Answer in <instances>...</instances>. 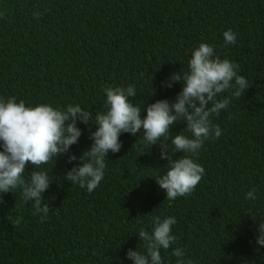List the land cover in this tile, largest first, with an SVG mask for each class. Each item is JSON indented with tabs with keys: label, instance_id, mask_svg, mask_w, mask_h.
I'll return each instance as SVG.
<instances>
[{
	"label": "trees",
	"instance_id": "1",
	"mask_svg": "<svg viewBox=\"0 0 264 264\" xmlns=\"http://www.w3.org/2000/svg\"><path fill=\"white\" fill-rule=\"evenodd\" d=\"M0 14V97L26 106L78 104L94 123L108 109L103 89L130 84L137 95L129 100L142 112L157 100L172 102L183 82H162L188 71L191 51L202 42L238 64L250 83L212 116L222 134L193 157L203 177L174 200L154 179L168 170L160 144L149 148L142 130L120 135L122 147L108 153L92 193L72 185L65 173L80 164L97 128L78 121L82 134L69 153L39 168L29 164L23 174L27 181L32 171L47 172L46 219L19 188L0 193V264H133L126 253L145 252L137 233L151 232L153 216L176 219L177 240L161 249L163 264H176V247L194 264H264V247L256 243L264 222V0H0ZM228 29L237 33L235 44L225 45ZM225 97L231 91L218 94ZM178 133L190 135L185 122L166 141L172 159L191 155L175 152ZM73 154L77 160L69 162ZM252 188L254 201L245 198Z\"/></svg>",
	"mask_w": 264,
	"mask_h": 264
},
{
	"label": "clouds",
	"instance_id": "2",
	"mask_svg": "<svg viewBox=\"0 0 264 264\" xmlns=\"http://www.w3.org/2000/svg\"><path fill=\"white\" fill-rule=\"evenodd\" d=\"M223 37L225 45L235 44L237 33L228 29ZM238 69V64L216 55L214 45L202 42L191 51L188 71L174 73L162 82L166 87L183 82L174 101L161 99L146 104L143 110L146 115H142L141 108L129 100L137 95L133 85L107 86L103 92L108 109L96 113L94 123L93 114L78 104H70L65 109L49 104L26 106L23 100L17 102L16 97H0V193L19 188L22 199L33 202L34 214L41 215L42 221L46 219L50 207L48 204L42 206V194L52 183L47 172L32 171L27 181L23 174L29 164L39 168L69 153L82 134L77 126L79 121L84 124L91 122L97 128L90 133L92 143L79 157L80 164L65 173V178L72 185H79L92 193L104 178L108 153H118L122 147L120 135L129 133L135 136L142 130L143 141L149 148L159 143L160 158L167 160L166 174L154 178L166 193V199L174 200L191 194L205 172L193 157L206 140L219 138L222 134L219 125L212 122V116L219 115L229 106L231 98H239L250 87L249 81L238 74ZM228 91H231V97L218 99V94ZM178 121L186 123L190 135L176 134L172 145L175 152L191 155L172 159L166 141ZM75 160L74 154L69 156V162ZM256 191L252 188L245 198L254 201ZM22 220L23 217H18L13 226H18ZM175 223V217L162 219L153 216L151 232L141 228L137 233L145 252L129 249L127 257L133 264H163L161 249H169L177 240L172 234ZM256 243L264 247V222L258 225ZM172 254L177 258L176 264H194L185 258V251L180 247L174 248Z\"/></svg>",
	"mask_w": 264,
	"mask_h": 264
}]
</instances>
